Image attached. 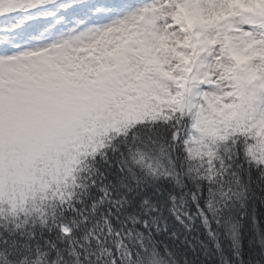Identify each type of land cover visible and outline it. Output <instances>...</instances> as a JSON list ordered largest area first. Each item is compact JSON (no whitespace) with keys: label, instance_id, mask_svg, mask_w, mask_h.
<instances>
[{"label":"snow or ice","instance_id":"6c2138e0","mask_svg":"<svg viewBox=\"0 0 264 264\" xmlns=\"http://www.w3.org/2000/svg\"><path fill=\"white\" fill-rule=\"evenodd\" d=\"M0 264H264V0H0Z\"/></svg>","mask_w":264,"mask_h":264},{"label":"rangeland","instance_id":"374dc122","mask_svg":"<svg viewBox=\"0 0 264 264\" xmlns=\"http://www.w3.org/2000/svg\"><path fill=\"white\" fill-rule=\"evenodd\" d=\"M15 20L13 18H5V19H0V26L8 24V23H14Z\"/></svg>","mask_w":264,"mask_h":264}]
</instances>
